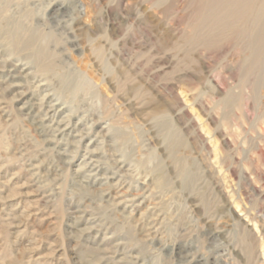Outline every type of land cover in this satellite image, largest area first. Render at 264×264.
I'll use <instances>...</instances> for the list:
<instances>
[{
    "label": "rangeland",
    "instance_id": "obj_1",
    "mask_svg": "<svg viewBox=\"0 0 264 264\" xmlns=\"http://www.w3.org/2000/svg\"><path fill=\"white\" fill-rule=\"evenodd\" d=\"M208 1L0 0V264H264V61Z\"/></svg>",
    "mask_w": 264,
    "mask_h": 264
},
{
    "label": "bare ground",
    "instance_id": "obj_2",
    "mask_svg": "<svg viewBox=\"0 0 264 264\" xmlns=\"http://www.w3.org/2000/svg\"><path fill=\"white\" fill-rule=\"evenodd\" d=\"M7 1V0H6ZM258 1V0H257ZM256 0H213L206 3H202L204 6V19L202 22L209 21L210 29L215 30V33H206L200 34L197 32L196 42L204 43L205 45L211 46L214 45L220 37L226 38H242L246 42L245 49L248 50L251 60L250 71L254 72L259 67L263 66L264 61V0H260L257 4ZM26 4V3H25ZM206 4V5H205ZM9 15V14H8ZM5 20V19H4ZM1 21V20H0ZM10 21V20H9ZM1 24V23H0ZM2 27V26H1ZM201 29V28H199ZM73 31V30H72ZM34 32V31H33ZM28 33V31H27ZM32 33V31H31ZM28 37V36H26ZM37 35H32L28 37L27 43L31 45L34 41L37 40ZM43 38V37H41ZM247 38V39H245ZM47 39V38H46ZM24 42V40L22 41ZM28 45V46H29ZM26 45V47L28 48ZM46 46V45H45ZM44 46V47H45ZM7 48V47H6ZM36 48V47H35ZM8 49V48H7ZM32 50V49H30ZM37 51V57L41 61L47 56L45 48H39ZM11 54V53H10ZM52 55V54H51ZM21 61V60H20ZM23 62V61H22ZM25 62V61H24ZM43 64V63H42ZM17 65L13 68V72L17 70ZM19 67V66H18ZM27 67V66H26ZM25 67V68H26ZM39 74L45 75L47 72L51 71V63H45L39 65ZM4 68V67H3ZM12 70V69H11ZM11 70L8 72L11 77H18ZM18 71V70H17ZM24 68L21 72H24ZM34 72V71H33ZM27 73V72H26ZM18 75V74H17ZM20 75V74H19ZM33 75V74H32ZM38 76V75H37ZM20 77V76H19ZM23 77V76H22ZM26 78H28L26 76ZM36 78V77H35ZM43 78V76H42ZM25 79V78H24ZM29 79V78H28ZM27 80V79H26ZM47 80V79H46ZM45 81V80H44ZM64 81V80H63ZM41 82V81H39ZM45 83V82H44ZM43 83V84H44ZM14 85V84H13ZM18 85V84H17ZM31 86V85H30ZM39 90V88H38ZM40 93V92H39ZM49 96V95H48ZM46 98V97H45ZM48 100V99H47ZM44 104V103H43ZM43 106V105H42ZM50 107V106H49ZM48 110V109H47ZM54 113V112H53ZM47 114V113H46ZM45 115V114H44ZM47 118V117H46ZM45 118V119H46ZM56 118V117H55ZM54 122V120H53ZM52 122V123H53ZM58 123V122H57ZM60 123V122H59ZM70 123V122H69ZM59 126V125H58ZM49 128V127H48ZM58 129V128H56ZM71 130V129H70ZM54 131V130H53ZM55 132V131H54ZM56 133V132H55ZM61 133V131L59 132ZM56 137V136H55ZM177 141L173 139L171 141L172 150H176ZM92 154V153H91ZM123 161V160H122ZM124 162V161H123ZM89 163V162H88ZM92 163V162H91ZM85 164V163H84ZM83 164V165H84ZM118 164V163H117ZM123 164V163H122ZM90 165V164H89ZM95 166V165H94ZM98 166V165H96ZM95 166V167H96ZM117 166V165H116ZM86 167V166H85ZM123 167V166H122ZM91 168V167H90ZM93 168V167H92ZM91 171V170H90ZM98 171V170H97ZM101 173V172H100ZM101 177V176H100ZM112 177V176H111ZM114 178V177H113ZM103 179V178H102ZM112 181V180H111ZM9 182V181H8ZM113 183V182H112ZM116 185V184H115ZM113 186V185H112ZM111 186V187H112ZM123 186V185H122ZM138 187V186H137ZM130 188V187H129ZM120 191V190H119ZM118 192V191H117ZM127 193V191H125ZM124 196L123 192L121 193ZM120 196V195H119ZM139 196V195H138ZM121 197V196H120ZM126 197V196H125ZM135 198V197H133ZM132 198V199H133ZM136 199V198H135ZM129 200V199H128ZM124 201V200H123ZM127 201V200H125ZM133 200H131L132 202ZM120 201L119 203H121ZM128 202V201H127ZM126 203V202H125ZM154 212V211H153ZM152 212V213H153ZM159 217V216H158ZM152 220V219H150ZM154 220V219H153ZM151 222V221H150ZM155 224V223H154ZM153 224V225H154ZM152 225V226H153ZM151 226V225H150ZM147 228V227H146ZM145 228V230H146ZM149 228V227H148ZM152 228V227H151ZM142 229V228H141ZM144 230V229H143ZM154 231V230H153ZM150 233V232H149ZM248 249V248H247ZM250 252V249H248Z\"/></svg>",
    "mask_w": 264,
    "mask_h": 264
}]
</instances>
